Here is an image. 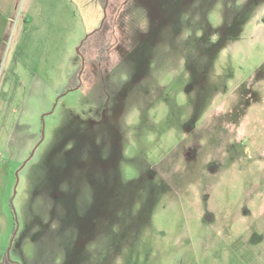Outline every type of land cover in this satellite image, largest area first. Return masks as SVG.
Instances as JSON below:
<instances>
[{"label":"rangeland","instance_id":"obj_1","mask_svg":"<svg viewBox=\"0 0 264 264\" xmlns=\"http://www.w3.org/2000/svg\"><path fill=\"white\" fill-rule=\"evenodd\" d=\"M105 3L0 0V262L264 264V0Z\"/></svg>","mask_w":264,"mask_h":264},{"label":"trees","instance_id":"obj_2","mask_svg":"<svg viewBox=\"0 0 264 264\" xmlns=\"http://www.w3.org/2000/svg\"><path fill=\"white\" fill-rule=\"evenodd\" d=\"M99 2H100V4L102 5L103 3H104V0H99ZM104 23H105V20L103 21V25H102V28L101 29H103V26H104ZM100 31V30H99ZM95 32H97V31H95ZM86 40V38L84 39V41ZM80 72H81V70H80ZM78 73L77 74V80H78V83H76L75 85H71V87L70 86H68L67 88H65V89H63L62 90V93L65 91V90H67V89H74L75 87H81L82 86V84L80 83V74L81 73ZM0 264H19L16 260H14V259H11L9 256H8V254L7 253H5V257L3 258V260L0 262Z\"/></svg>","mask_w":264,"mask_h":264},{"label":"flooded vegetation","instance_id":"obj_3","mask_svg":"<svg viewBox=\"0 0 264 264\" xmlns=\"http://www.w3.org/2000/svg\"><path fill=\"white\" fill-rule=\"evenodd\" d=\"M102 6L104 7V6H106V3H105V0H104V3L102 4ZM104 21V20H103ZM102 25H103V23H102ZM102 25H101V23H100V25L95 29V31H99V30H102L101 28H102ZM94 31V32H95ZM80 73H82V72H80Z\"/></svg>","mask_w":264,"mask_h":264},{"label":"water","instance_id":"obj_4","mask_svg":"<svg viewBox=\"0 0 264 264\" xmlns=\"http://www.w3.org/2000/svg\"><path fill=\"white\" fill-rule=\"evenodd\" d=\"M104 8H105V6H104ZM103 20H104V19H102V21H101V25H102V23H103ZM86 37H87V35H86ZM81 60H82V68H81V71H82V69H83V67H84V58L81 57Z\"/></svg>","mask_w":264,"mask_h":264}]
</instances>
